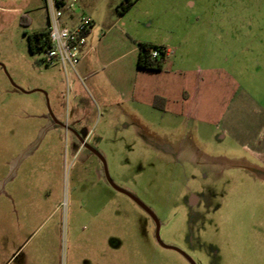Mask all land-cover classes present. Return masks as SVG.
<instances>
[{
    "label": "rangeland",
    "instance_id": "obj_1",
    "mask_svg": "<svg viewBox=\"0 0 264 264\" xmlns=\"http://www.w3.org/2000/svg\"><path fill=\"white\" fill-rule=\"evenodd\" d=\"M118 1L88 7L107 18ZM139 8L153 10L175 44L187 39L177 54L187 68L241 74L253 97L249 119L264 123V0H143ZM44 12L43 0H0V264H189L158 244L151 217L108 185L95 156L78 154L49 107L102 154L117 186L154 211L165 244L196 264H264L262 163L222 130L97 101L77 73L67 80L59 63L31 51ZM191 193L202 199L195 210Z\"/></svg>",
    "mask_w": 264,
    "mask_h": 264
},
{
    "label": "crops",
    "instance_id": "obj_2",
    "mask_svg": "<svg viewBox=\"0 0 264 264\" xmlns=\"http://www.w3.org/2000/svg\"><path fill=\"white\" fill-rule=\"evenodd\" d=\"M142 1L137 0L124 15L117 11L104 18L88 7L89 0H81L73 23L85 15L92 18L93 26L82 48L77 74L89 91L112 109L127 105L137 111L190 119L222 130L223 139L229 137L240 143L264 166V123L254 127L249 119L247 108L253 97L241 84L242 75L221 65L187 68L183 58L177 56L179 52L183 54L187 39L180 35L175 44L172 31L156 25L159 19L155 12L139 8ZM141 23L148 32H141ZM142 42L167 50L162 71L138 69ZM258 115L264 120V110ZM172 145L190 149L183 142Z\"/></svg>",
    "mask_w": 264,
    "mask_h": 264
},
{
    "label": "built area",
    "instance_id": "obj_3",
    "mask_svg": "<svg viewBox=\"0 0 264 264\" xmlns=\"http://www.w3.org/2000/svg\"><path fill=\"white\" fill-rule=\"evenodd\" d=\"M47 17L46 31L50 47L44 52V62L48 65L59 63L66 73L67 80L77 73L82 48L93 26L92 18L81 15L76 22L75 13L81 0H43ZM167 54L165 48L162 49ZM154 49L153 58L160 56Z\"/></svg>",
    "mask_w": 264,
    "mask_h": 264
},
{
    "label": "trees",
    "instance_id": "obj_4",
    "mask_svg": "<svg viewBox=\"0 0 264 264\" xmlns=\"http://www.w3.org/2000/svg\"><path fill=\"white\" fill-rule=\"evenodd\" d=\"M137 0H121L117 6V11L124 15L135 5ZM29 46L34 53H44L51 45L47 31L37 32L29 35ZM140 52L137 67L140 70L162 71L166 59V53L162 51L163 47L155 46L146 42L139 43ZM154 49L160 50V56L153 58Z\"/></svg>",
    "mask_w": 264,
    "mask_h": 264
},
{
    "label": "water",
    "instance_id": "obj_5",
    "mask_svg": "<svg viewBox=\"0 0 264 264\" xmlns=\"http://www.w3.org/2000/svg\"><path fill=\"white\" fill-rule=\"evenodd\" d=\"M15 87H16L18 90H20V91H22V92H24V93H32V92H36V91H38V90H34V91H31V92H27V91H25V90L19 88L18 86H15ZM49 112H50V117H51V119H52L56 124H58V125L64 127V128L67 129V130H70V131L74 132L72 128L68 127L66 124L61 123V122H59V121L57 120V118H56L55 115L53 114V112H52V110H51L50 107H49ZM74 133L78 136L80 142L83 144L84 147H86V148L92 150V151H93V152H94V153L100 158V160H101V162H102V164H103V169H104L105 177H106L108 183L110 184V186H111L112 188H114L116 191H118V192H120V193H122V194L128 196L129 198H131L134 202H136L137 205H139L141 208H143V209H144V210H145V211H146V212H147V213H148V214L154 219V221H155V223H156V239H157V242H158L162 247H164V248H166V249H171V250H174V251H177V252L181 253L182 255H184V256L190 261L191 264H195V262H194V261H193V260H192V259H191V258L185 253V252H183L182 250H180V249L177 248V247L169 246V245L165 244V243L162 241L161 236H160L161 223H160V221L158 220L156 214H155L151 209H149V208H148V207H147V206H146V205H145V204H144L139 198H137L134 194H132L131 192H129V191H127V190H125V189H122V188H120L119 186H117V185L114 183V181L112 180V178L110 177V175H109V171H108V168H107V163H106L105 158H104L99 152H97L93 147H91V146L87 143V140H86L85 138L81 137L77 132H74ZM259 177H260L262 180H264V173H262V174L259 173Z\"/></svg>",
    "mask_w": 264,
    "mask_h": 264
},
{
    "label": "flooded vegetation",
    "instance_id": "obj_6",
    "mask_svg": "<svg viewBox=\"0 0 264 264\" xmlns=\"http://www.w3.org/2000/svg\"><path fill=\"white\" fill-rule=\"evenodd\" d=\"M52 120V119H51ZM53 121V120H52ZM54 122V121H53ZM54 124H55V126H57L58 124H56L55 122H54ZM60 126V125H59ZM62 127V126H61ZM72 129H73V131L74 132H77L81 137H83V138H85L86 140H87V138L83 135V134H81V133H79L74 127H72ZM72 135H73V138L76 140V142H77V145H78V148H77V151H78V154H87V156H95L98 160H99V162L101 163V165H102V167H101V170H102V172L103 173H101V171H100V173H101V176L106 180V182L108 183V181H107V179H106V177H105V174H104V169H103V164H102V162H101V160H100V158L92 151V150H90V149H88V148H86V147H84L83 146V144L80 142V140H79V138H78V136L74 133V132H72V131H70V130H68ZM87 143H88V141H87ZM89 144V143H88ZM90 145V144H89ZM91 146V145H90ZM92 147V146H91ZM73 150H75V149H73ZM96 150V149H95ZM97 151V150H96ZM160 151H162V152H166V149L165 148H160ZM97 152H99V151H97ZM167 152H168V150H167ZM100 153V152H99ZM101 154V153H100ZM102 155V154H101ZM213 166L214 165H212V166H210V167H212L213 168ZM260 174H262V173H264V172H262V171H260L259 172ZM259 173H258V175H259ZM259 177V176H258ZM260 178V177H259ZM261 179V178H260ZM262 180V179H261ZM264 181V180H263ZM108 185L110 186V184L108 183ZM114 189V188H113ZM115 190V189H114ZM131 199V198H130ZM132 200V199H131ZM136 203V202H135ZM202 204V199H201V197L200 196H198L196 193H191L190 195H189V197L187 198V205L190 207V209L191 210H195L196 208H198L200 205ZM146 205V204H145ZM139 206V205H138ZM147 206V205H146ZM140 207V206H139ZM149 209H151L149 206H147ZM141 208V207H140ZM146 214H148L143 208H141ZM152 210V209H151ZM153 211V210H152ZM154 212V211H153ZM149 215V214H148ZM150 216V215H149ZM151 217V216H150ZM151 219L154 221V219L151 217ZM154 224H155V226H156V223H155V221H154ZM159 244V243H158ZM160 245V244H159ZM161 246V245H160ZM162 247V246H161ZM162 248H164V247H162ZM164 249H166V248H164ZM168 250H171V249H168ZM181 250V249H180ZM172 251H174V250H172ZM183 251V250H182ZM175 252H177V251H175ZM184 252V251H183ZM177 253H179V252H177ZM186 253V252H185ZM189 264H191L190 263V261L184 256V255H182L181 253H179ZM187 254V253H186ZM188 255V254H187ZM189 256V255H188ZM192 260H193V258L191 257V256H189ZM194 261V260H193ZM195 262V261H194ZM195 264H196V262H195Z\"/></svg>",
    "mask_w": 264,
    "mask_h": 264
}]
</instances>
